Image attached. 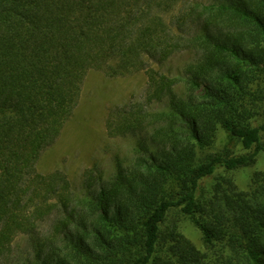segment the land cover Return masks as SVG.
<instances>
[{"label": "trees", "instance_id": "16d2710c", "mask_svg": "<svg viewBox=\"0 0 264 264\" xmlns=\"http://www.w3.org/2000/svg\"><path fill=\"white\" fill-rule=\"evenodd\" d=\"M182 52L178 76L151 67ZM91 71L147 82L105 122L132 158L85 171L78 195L37 164ZM260 156L264 0H0V264H264V172L247 189L218 174Z\"/></svg>", "mask_w": 264, "mask_h": 264}, {"label": "rangeland", "instance_id": "374dc122", "mask_svg": "<svg viewBox=\"0 0 264 264\" xmlns=\"http://www.w3.org/2000/svg\"><path fill=\"white\" fill-rule=\"evenodd\" d=\"M209 3L212 0H190ZM192 59V53L182 52L174 55L162 66L152 64L151 67L170 77L180 74L183 64ZM147 78L144 71L133 75L111 79L97 71L89 72L82 84L79 103L69 121L65 124L55 144L41 155L37 169L42 174L54 171L63 172L69 179L72 190L78 195L83 193L82 181L85 171L95 170L103 178L115 173L117 162L129 160L133 156L135 138L131 136L110 137L107 135L105 122L108 112L116 106L138 99L143 95ZM180 91V87L178 88ZM161 109L162 106H157ZM155 105L152 109L156 110ZM225 136H221L216 146L225 144ZM255 171L264 172V157L260 156L256 165L251 168L218 174L232 178L241 189H247L251 175ZM208 180L200 187V192L211 186ZM181 232L194 245L205 252L201 244L200 233L188 221L183 220ZM26 245L23 239L16 240L13 256L25 257Z\"/></svg>", "mask_w": 264, "mask_h": 264}]
</instances>
